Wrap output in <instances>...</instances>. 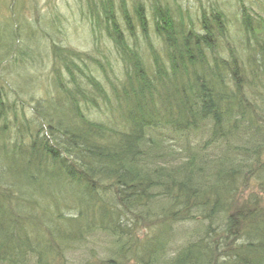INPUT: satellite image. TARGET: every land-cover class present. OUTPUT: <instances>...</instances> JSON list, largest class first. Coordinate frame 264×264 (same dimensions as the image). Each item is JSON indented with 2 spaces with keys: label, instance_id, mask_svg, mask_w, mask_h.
Listing matches in <instances>:
<instances>
[{
  "label": "trees",
  "instance_id": "trees-1",
  "mask_svg": "<svg viewBox=\"0 0 264 264\" xmlns=\"http://www.w3.org/2000/svg\"><path fill=\"white\" fill-rule=\"evenodd\" d=\"M236 1L82 0L96 55L42 30L45 94L0 83V264H264V16ZM23 32L0 64L39 60Z\"/></svg>",
  "mask_w": 264,
  "mask_h": 264
},
{
  "label": "rangeland",
  "instance_id": "rangeland-1",
  "mask_svg": "<svg viewBox=\"0 0 264 264\" xmlns=\"http://www.w3.org/2000/svg\"><path fill=\"white\" fill-rule=\"evenodd\" d=\"M180 4L185 7H189L190 14L193 19L196 17L201 7L209 8L211 5L216 4L223 10H225L230 18L235 14L236 0H177ZM246 3L252 6L253 10L264 16V0H245ZM152 2V0H147ZM82 0H0V30L11 29L20 31V38H27L24 36V30L29 29V25L32 24L37 27L39 32V40L35 41L32 50H35L37 55L36 59H39L34 64H29L25 67L22 58L18 56V51L15 49V45H12L13 56L17 60H21L23 64H16L11 67L9 65L0 64V83H4L5 79L10 80L14 88L20 86V81L15 83V75H20V78H32V81L40 83L38 88L33 92L32 95L35 97H42L45 94V88H47V80L52 76V58L50 55V44L49 38L43 35L42 30L47 31L50 23L55 21L56 33L53 32L51 35L56 41L69 46L71 48L83 51H92L95 55L93 48V42L90 37L88 29L89 24L84 20L79 10H81ZM52 28V26H51ZM45 37V38H44ZM16 40V39H15ZM25 42V43H24ZM16 42L17 47L26 46V41ZM30 52V48L29 51ZM25 60V59H24ZM31 82V80H30ZM6 89L13 90L11 86L2 84ZM95 249L102 255V248L95 246ZM73 264L78 262L76 258H73Z\"/></svg>",
  "mask_w": 264,
  "mask_h": 264
}]
</instances>
